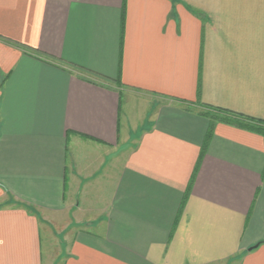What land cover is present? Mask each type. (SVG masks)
I'll use <instances>...</instances> for the list:
<instances>
[{
	"label": "crops",
	"instance_id": "obj_1",
	"mask_svg": "<svg viewBox=\"0 0 264 264\" xmlns=\"http://www.w3.org/2000/svg\"><path fill=\"white\" fill-rule=\"evenodd\" d=\"M205 106L264 121V0H0V264H264V137Z\"/></svg>",
	"mask_w": 264,
	"mask_h": 264
},
{
	"label": "trees",
	"instance_id": "obj_2",
	"mask_svg": "<svg viewBox=\"0 0 264 264\" xmlns=\"http://www.w3.org/2000/svg\"><path fill=\"white\" fill-rule=\"evenodd\" d=\"M201 91V81L199 77L198 93ZM204 116L209 118L211 122L224 123L233 127H237L249 132L261 135L264 137V121L246 117L241 114H237L221 108H215L211 106L204 107ZM208 142V141H207ZM206 150V145L203 147V152Z\"/></svg>",
	"mask_w": 264,
	"mask_h": 264
}]
</instances>
